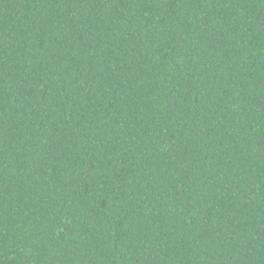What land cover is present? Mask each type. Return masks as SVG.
<instances>
[{"label":"trees","instance_id":"trees-1","mask_svg":"<svg viewBox=\"0 0 264 264\" xmlns=\"http://www.w3.org/2000/svg\"><path fill=\"white\" fill-rule=\"evenodd\" d=\"M0 264H264V0H0Z\"/></svg>","mask_w":264,"mask_h":264}]
</instances>
